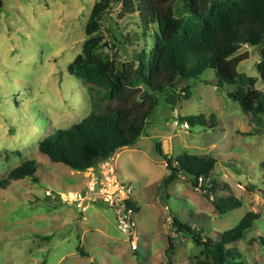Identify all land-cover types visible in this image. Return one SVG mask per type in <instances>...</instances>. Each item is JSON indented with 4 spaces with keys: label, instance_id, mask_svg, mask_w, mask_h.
<instances>
[{
    "label": "rangeland",
    "instance_id": "rangeland-1",
    "mask_svg": "<svg viewBox=\"0 0 264 264\" xmlns=\"http://www.w3.org/2000/svg\"><path fill=\"white\" fill-rule=\"evenodd\" d=\"M0 2V179L24 161L36 163L38 177V183L26 178L0 189V264H199L204 259L201 249L183 234L173 239V251L166 252L168 238L175 237L173 218L217 241L247 212L259 218L243 239L226 249L237 251L245 264H264L258 244L264 237V116L244 114L227 97L234 85H220L214 71L207 69L198 78L179 82L172 92L141 90L155 107L135 144L111 156L116 174L102 170L101 178L106 179L100 188L102 198L112 199L116 183L131 185L130 200L137 208V249L132 251L116 227L115 212L81 195L89 185V172L52 163L38 150L46 135L69 128L92 111L91 85L70 75L67 67L81 51L94 0ZM175 15L181 18L183 13L176 10ZM139 22L135 7L125 10L120 3L109 10L105 27L129 45L119 52L121 61L143 44L137 48L133 41L140 33ZM100 36L109 48L110 34ZM261 46L241 48L248 58L237 72L255 79L264 95L256 69ZM185 86L189 98L167 104ZM141 103L139 98L134 106ZM198 115L204 116L206 127L183 129L187 117ZM181 155L216 160L210 172L215 190L209 199L190 186L187 175L163 184L170 174L165 158ZM207 184L203 180L200 187ZM229 196L241 206L219 214L215 203Z\"/></svg>",
    "mask_w": 264,
    "mask_h": 264
},
{
    "label": "trees",
    "instance_id": "trees-1",
    "mask_svg": "<svg viewBox=\"0 0 264 264\" xmlns=\"http://www.w3.org/2000/svg\"><path fill=\"white\" fill-rule=\"evenodd\" d=\"M120 3L125 10L135 7L139 12L140 33L133 41L137 48L143 42L138 49L126 53L124 61L120 60L119 52L129 48L126 38L111 35L105 27L109 10ZM176 10L183 13L181 18L176 17ZM103 32L110 34L109 48L101 39ZM84 35L81 51L68 65L67 72L91 85L92 111L69 128L52 131L38 143L39 152L52 163L62 164L73 172L84 173L89 169L97 172L101 162L118 150L133 146L142 135L145 121L155 107V101L142 94L145 92L142 89L152 93L172 92L179 82L198 78L207 69L214 71L220 85L236 87L227 97L244 114L264 116V95L256 89V80L237 72L239 64L248 58L240 53L241 48L258 47L264 41V0H94ZM256 69L264 81V46ZM189 95L185 86L167 104L187 100ZM139 98L143 103L134 106ZM114 101L119 106H105ZM184 123L188 127L208 124L203 115L187 117ZM159 155L162 156L160 152ZM165 160L170 172L163 182L165 186L183 174L189 177L190 186L201 189L208 199L214 194L215 182L210 177L216 164L213 157L181 155ZM261 168L264 184V162ZM36 172L34 161H24L0 179V189L26 178L38 183ZM199 177L208 182L206 188L198 187ZM124 203L137 212L133 201L127 199ZM240 206V201L231 196L215 203L219 214ZM258 218L259 214L247 212L236 226L221 233L217 241L173 218L170 228L175 237L168 238L166 252L173 251V239L183 234L201 249L204 259L199 264H245L237 251L226 246L243 239ZM258 244L264 253V237L258 238Z\"/></svg>",
    "mask_w": 264,
    "mask_h": 264
},
{
    "label": "built area",
    "instance_id": "built-area-1",
    "mask_svg": "<svg viewBox=\"0 0 264 264\" xmlns=\"http://www.w3.org/2000/svg\"><path fill=\"white\" fill-rule=\"evenodd\" d=\"M183 129H188V124H182ZM107 169L108 174H116V169L111 165L110 160H105L98 165L97 172H94L92 169L87 170L89 172L88 180H90L89 185L85 187V191L82 192V196H86V199L89 201H94L97 203L107 204L111 209L115 211L116 214V225L118 231L124 236L126 242L129 243L130 249L135 251L137 249L136 239H137V230L134 222L135 212L132 208H128L124 201L131 198L132 187L121 186L118 182L115 184L116 191L112 194V199H104L102 196L104 194L100 191V188L105 182L106 176L101 178V171ZM94 172V173H91ZM94 177V179L92 178ZM202 177H199L197 184L200 187L203 182Z\"/></svg>",
    "mask_w": 264,
    "mask_h": 264
},
{
    "label": "crops",
    "instance_id": "crops-1",
    "mask_svg": "<svg viewBox=\"0 0 264 264\" xmlns=\"http://www.w3.org/2000/svg\"><path fill=\"white\" fill-rule=\"evenodd\" d=\"M117 155V154H116ZM111 158V157H110ZM85 188V187H84ZM113 210V209H112ZM114 211V210H113ZM115 212V211H114ZM115 221H116V219H115ZM116 227H117V225H116Z\"/></svg>",
    "mask_w": 264,
    "mask_h": 264
},
{
    "label": "water",
    "instance_id": "water-1",
    "mask_svg": "<svg viewBox=\"0 0 264 264\" xmlns=\"http://www.w3.org/2000/svg\"><path fill=\"white\" fill-rule=\"evenodd\" d=\"M0 7H1V2H0ZM105 46H107V44H105Z\"/></svg>",
    "mask_w": 264,
    "mask_h": 264
},
{
    "label": "clouds",
    "instance_id": "clouds-1",
    "mask_svg": "<svg viewBox=\"0 0 264 264\" xmlns=\"http://www.w3.org/2000/svg\"><path fill=\"white\" fill-rule=\"evenodd\" d=\"M110 159V158H109Z\"/></svg>",
    "mask_w": 264,
    "mask_h": 264
}]
</instances>
